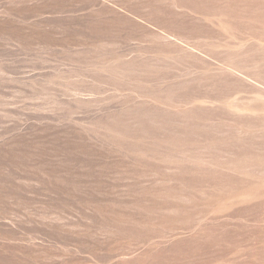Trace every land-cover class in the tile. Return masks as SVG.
Here are the masks:
<instances>
[{"label": "rangeland", "instance_id": "obj_1", "mask_svg": "<svg viewBox=\"0 0 264 264\" xmlns=\"http://www.w3.org/2000/svg\"><path fill=\"white\" fill-rule=\"evenodd\" d=\"M0 264H264V0H0Z\"/></svg>", "mask_w": 264, "mask_h": 264}]
</instances>
